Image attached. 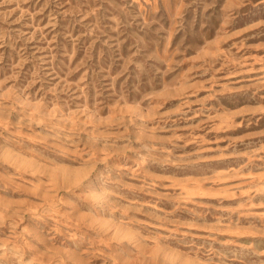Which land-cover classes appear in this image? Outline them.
I'll return each instance as SVG.
<instances>
[{
  "label": "rangeland",
  "instance_id": "1",
  "mask_svg": "<svg viewBox=\"0 0 264 264\" xmlns=\"http://www.w3.org/2000/svg\"><path fill=\"white\" fill-rule=\"evenodd\" d=\"M0 264H264V0H0Z\"/></svg>",
  "mask_w": 264,
  "mask_h": 264
}]
</instances>
